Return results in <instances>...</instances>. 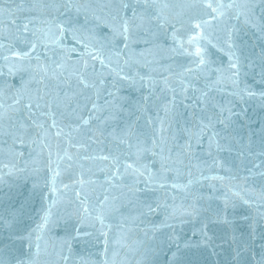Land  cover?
Returning <instances> with one entry per match:
<instances>
[{"label":"snow or ice","instance_id":"obj_1","mask_svg":"<svg viewBox=\"0 0 264 264\" xmlns=\"http://www.w3.org/2000/svg\"><path fill=\"white\" fill-rule=\"evenodd\" d=\"M37 6L42 16L55 14L44 23H54L60 32H79V24L91 41L111 48L120 59L107 77L94 67L89 73L87 63L72 71L55 61L40 63L34 57L38 41L30 38L35 33L28 24L2 55L7 74L20 79L18 85L5 81L0 86V136L10 138L13 145L44 141L50 176H44L43 184L34 180L33 192L41 200L51 198L46 193L56 194L32 231L44 233L57 223L61 205L89 204L97 213L105 244L112 242L103 230L104 221L110 220L116 229L112 239L119 245L132 225L161 209L157 184L175 173L188 177L183 185L173 183L172 187L187 193L182 215L196 219L200 238L195 244L176 243L172 264H184L185 253L193 247L214 253L225 238L237 241L240 221L233 214L239 206L237 198L243 205L249 201L231 188L201 185L193 170L204 156L194 152L192 144L196 141L203 150L200 141L207 138L206 154L213 168L232 172L245 185L264 191V123L256 126L257 131L246 107L264 108V46L257 52L256 45L241 35L251 31L264 37V0H229L227 4L183 0L179 6L172 0H40ZM226 14L234 15L242 26L210 32L206 16L220 21ZM169 40L172 51L190 58V63L181 66L178 78L161 73L162 80L156 79L144 69L155 70L159 61L148 57L158 54ZM210 49L225 54L227 67L211 58ZM99 62L104 66L103 60ZM180 139L187 143L179 144ZM96 162L106 164L98 177ZM93 186L103 189L94 204L90 201ZM159 187L165 185L159 183ZM88 212L89 207H83V213ZM24 215L21 207L7 218L0 216V225L7 220V228L16 231ZM259 216L243 219L252 232L264 220V213ZM31 234L24 238L30 239ZM18 264H34L31 254L19 258ZM258 264H264V256Z\"/></svg>","mask_w":264,"mask_h":264},{"label":"water","instance_id":"obj_2","mask_svg":"<svg viewBox=\"0 0 264 264\" xmlns=\"http://www.w3.org/2000/svg\"><path fill=\"white\" fill-rule=\"evenodd\" d=\"M172 2L179 6L183 0H172ZM223 2L227 4L229 0ZM39 3L40 0H0V45H4L0 48V72H3L0 86H4L5 81L7 84H19V76L7 74V64L2 55L7 54V47L14 45L17 38L24 34L25 24H28L29 30L35 33L30 38L38 41L34 57H37L40 63L55 61L69 71L80 69L87 63L89 73L94 67L97 71L103 72L105 77L117 68L119 56L111 48L101 47L100 44L91 41L88 32L81 25H76L80 28L79 32L72 29L60 32L54 23H44V20L52 21L55 14L52 17L42 16L41 9L37 6ZM179 10L180 8L177 7V11ZM230 11L234 13L235 9ZM206 19L209 20L206 27L210 32H220L225 26L230 25L242 26V22H238L234 15L226 14L220 21H213L211 16H206ZM80 20L82 24L84 17L81 16ZM241 35L244 41L256 45L257 52L264 46V37L259 34L247 31V35ZM172 48L173 44L170 40L167 44H162L158 54L154 52L148 57L149 60L159 61L154 65L155 70L145 68L144 71L160 80L163 78L161 73L164 76L178 78L183 73L181 66L190 63V58L174 53ZM209 54L217 64L227 67V57L223 52L210 49ZM93 55L98 59L94 60ZM100 60L104 61V66L100 64ZM36 63L37 60H34L33 64ZM8 94L11 95L10 92ZM132 94L139 95V93ZM246 107L253 127L259 131L256 126L264 123V108L258 104H250ZM156 127L159 128L158 123ZM49 142L55 143L51 139ZM186 143V139L179 140V144ZM200 143L203 144V150L196 141L192 144V150L202 153L204 160L208 161L204 163V160H201L200 167L193 170L194 176L200 179L201 185L215 184L224 191L231 188L234 193H239L240 197L248 200L249 204L243 205L237 198L239 206L233 213L240 221L236 227L237 241L233 242L231 237L225 238L214 253L208 248L193 247L185 253L184 264H258L260 257L264 256V235H262L264 220H261L255 232H252L243 219L246 216L259 219V214L264 213V191L259 187L252 188L251 185H245L244 181L237 179L232 172L213 168L211 159L206 154L207 138H202ZM169 146L171 147V143ZM47 164L48 149L44 147L42 139L36 144H32L29 140L26 143L17 141L13 145L10 138L0 136V216L7 218L21 207L25 209L18 230H9L7 220L0 225L2 264H18L19 258L24 257L25 254H31L34 264H172L176 243L195 244L200 238V225L196 219L182 215L184 211L182 206L186 207L188 203L187 193L172 187L173 183L183 185L188 177L178 176L175 173L159 179V183H163L165 187L160 188L159 183L157 184L155 195L162 205L161 209L149 213L142 222L138 221L132 225V230L125 234L119 245L112 239L116 229L111 227L110 220L104 221L103 230L109 233L112 242L105 244L104 238L100 237L101 225L96 219L97 213L89 204L61 205L58 216L55 217L57 223L44 233L33 232V228L41 220L45 207L56 198V194L46 193L51 198L41 200L33 192L34 180L39 179L43 184L44 176H50L46 171ZM105 167L104 162L95 163L94 170L97 177L102 175L100 169ZM240 175L242 177L243 173ZM215 177L222 179H213ZM57 186L62 187L59 184ZM93 187L95 192L90 193L92 204L95 203V196L103 191L99 186ZM83 207H89V212L83 213ZM29 232L32 233L31 238L25 239ZM217 233L220 235L219 230ZM237 249L240 251L239 257L236 256Z\"/></svg>","mask_w":264,"mask_h":264}]
</instances>
